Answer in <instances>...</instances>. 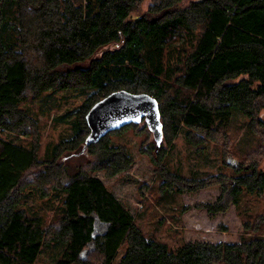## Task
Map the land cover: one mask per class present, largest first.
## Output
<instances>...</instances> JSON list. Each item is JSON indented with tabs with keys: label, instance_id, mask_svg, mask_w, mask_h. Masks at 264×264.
Here are the masks:
<instances>
[{
	"label": "trees",
	"instance_id": "1",
	"mask_svg": "<svg viewBox=\"0 0 264 264\" xmlns=\"http://www.w3.org/2000/svg\"><path fill=\"white\" fill-rule=\"evenodd\" d=\"M145 1L0 0V264H39L51 242L63 246L55 264H264V215L243 222L249 234L237 243L185 241L173 249L147 236L127 206L92 175L104 170L107 177H131L124 172L133 156L126 145L111 142V134L131 129L141 136L138 152L168 191L222 183L215 202L197 204L209 212L225 210L224 198L238 205L242 192H264V0H148L142 9ZM68 88L92 92L71 117L73 135L41 157L42 124L20 103ZM118 89L157 99L161 142L142 119L83 150L85 113ZM234 108L246 116L259 144L235 157L230 188L223 172L197 178L165 169L181 128L195 147L219 145L229 165ZM4 131L29 138V145L5 139ZM81 153L89 160L69 173L65 160ZM153 184L140 182V193ZM30 185L43 197L64 194L60 213L47 223L19 207ZM96 221L105 224L102 232H96Z\"/></svg>",
	"mask_w": 264,
	"mask_h": 264
},
{
	"label": "rangeland",
	"instance_id": "2",
	"mask_svg": "<svg viewBox=\"0 0 264 264\" xmlns=\"http://www.w3.org/2000/svg\"><path fill=\"white\" fill-rule=\"evenodd\" d=\"M147 2L148 0L144 2L142 9L146 8ZM132 15L135 16L136 12ZM108 47L113 48L115 44ZM91 92V89L74 88L46 91L33 100L20 103L42 124L43 136L39 151L41 157L49 156L56 143L73 135L71 117ZM260 118L264 120V112L260 114ZM230 132L233 137L232 150L235 156L228 160L229 165H224L222 162L219 145L207 142L195 147L185 139L184 128H181L165 156V169L197 178L219 175L223 172L227 175L224 184L230 188L231 166L237 165L235 157L259 144L258 136L247 129L246 116L235 108L232 110ZM2 135L12 142L29 145V138L16 136L6 131ZM140 140L141 136L133 135L131 129L111 134V142L126 145L134 158L131 167L124 172L131 177L128 179H124L121 175L107 177L104 170L94 171L92 175L108 185L114 196L127 206L135 223L147 236H154L173 249L185 241L237 243L243 234H249L244 233L243 222L245 220L252 222L259 214L264 215V192L261 196H257L244 191L237 198L238 205L224 198L223 204L228 202L225 210L209 212L197 204L215 202L221 195L222 183H214L181 193L168 191L167 185L161 184L160 177H156L155 168L148 158L138 152ZM89 158L85 153L70 156L65 160L68 172H74L78 165L85 163ZM260 167L264 169V158ZM140 182L148 186L154 183V186L150 190L146 186L142 195L138 188ZM63 196V193L53 192L50 196L43 197L35 185H30L26 188L19 207L25 208L32 215L42 217L47 223L60 213L59 205ZM183 205H187L188 208L181 213ZM104 229L105 224L96 221V232H102ZM62 247L55 242L44 246L37 258V263L55 264ZM123 252L124 246H121L114 260L118 261Z\"/></svg>",
	"mask_w": 264,
	"mask_h": 264
},
{
	"label": "water",
	"instance_id": "3",
	"mask_svg": "<svg viewBox=\"0 0 264 264\" xmlns=\"http://www.w3.org/2000/svg\"><path fill=\"white\" fill-rule=\"evenodd\" d=\"M142 119L156 144H159L163 132L157 99L145 92L133 93L125 89L108 93L85 113L89 132L84 139L83 150L110 131L132 122L138 123Z\"/></svg>",
	"mask_w": 264,
	"mask_h": 264
}]
</instances>
